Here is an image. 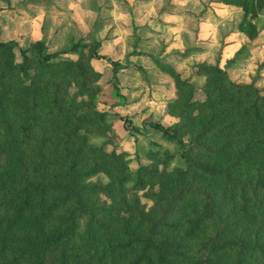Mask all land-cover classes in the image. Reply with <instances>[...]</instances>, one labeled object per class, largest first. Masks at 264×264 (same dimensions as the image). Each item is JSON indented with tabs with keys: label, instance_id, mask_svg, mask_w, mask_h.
<instances>
[{
	"label": "trees",
	"instance_id": "1",
	"mask_svg": "<svg viewBox=\"0 0 264 264\" xmlns=\"http://www.w3.org/2000/svg\"><path fill=\"white\" fill-rule=\"evenodd\" d=\"M218 1L240 7L239 31L256 37L264 0ZM17 45L0 41V264H264V94L253 83L198 63L197 100L192 81L151 55L174 82L168 110L179 120L149 125L177 151L131 171L125 152L89 141L106 115L90 106L100 75L90 60L111 65L122 99L116 72L129 63L99 55V41L49 52L31 40L20 61ZM68 51L77 59L60 58ZM66 77L88 102L67 94ZM177 155L182 165L168 170ZM97 173L108 181L88 180Z\"/></svg>",
	"mask_w": 264,
	"mask_h": 264
},
{
	"label": "rangeland",
	"instance_id": "2",
	"mask_svg": "<svg viewBox=\"0 0 264 264\" xmlns=\"http://www.w3.org/2000/svg\"><path fill=\"white\" fill-rule=\"evenodd\" d=\"M171 1L173 0H158L153 10H141L142 15L138 17L136 11L134 13L125 0H119L115 4L112 0H84L83 8L70 10L69 15L59 13L61 17L57 21L46 18L42 24L44 32L42 40L49 52L63 49L67 51L72 44L77 42L93 44L99 41L100 46L97 49L99 55L122 64L129 63L116 72L115 85L123 96L122 99L112 87L114 73L111 65L102 58L90 60L93 68L100 73L99 76L91 78V89L95 90L98 87L99 90L93 94V105L90 106L100 112H105L106 115L104 121L96 122L93 127L95 132L90 135L89 141L102 147L106 152H125L127 154L125 158L128 159V167L131 171H135L140 165L152 164L151 154L153 152H161L165 149L173 153L177 151V146L173 142L166 140L160 131L149 125V123L159 122L164 126H169L177 122L179 118L170 114L168 110V103L176 100L174 82L161 70L156 72L148 70L147 67L151 61L147 57L148 53L156 54L155 57L174 67L182 78L192 81L195 86L194 98L197 100L205 98L202 89L205 78L195 72L198 63H219L233 81L253 83L264 94V59L260 60L256 67L244 65L248 50L247 43L230 44L226 42V30L232 26L226 27L220 24L214 29L208 25H202L206 10L190 8L181 13L180 10L170 8ZM159 4H161L160 8ZM148 12H151L150 15L155 18L158 13H171L176 19L173 21L180 25L182 32L171 37L164 36L163 43L162 41L153 42L152 39L143 40V37L137 39L134 30L136 31L138 27L133 29V25L139 22L144 15L148 16ZM176 13L183 14V16L180 15L183 18L177 16ZM256 21L259 30H264V8ZM137 32L140 33V31ZM3 36L0 35V40H4ZM207 38L212 40H206ZM178 39L180 42L177 43ZM16 42L18 45L14 51L15 60L20 61L19 50L26 48L30 40L16 39ZM186 50L188 54L184 57L183 53ZM79 52L86 53L87 48L80 47ZM77 57L78 53L69 51L60 55L61 59L75 60ZM139 66L143 70L139 69ZM42 75L46 77L49 73H42ZM65 79L67 94L88 102V96L78 95L76 82L68 77ZM115 101L120 102V105L110 108ZM81 105L76 104L75 106L78 110H81V107H87ZM122 117L127 118L132 123V127L126 124ZM181 165L182 161L177 155L169 162L168 170ZM88 180L107 182L108 178L103 173H97ZM138 193L141 195L142 191ZM100 197L109 201L103 194ZM141 200L147 207L152 204L144 197H141ZM83 224L82 220L81 230Z\"/></svg>",
	"mask_w": 264,
	"mask_h": 264
},
{
	"label": "crops",
	"instance_id": "3",
	"mask_svg": "<svg viewBox=\"0 0 264 264\" xmlns=\"http://www.w3.org/2000/svg\"><path fill=\"white\" fill-rule=\"evenodd\" d=\"M83 1L84 0H0V35H4V40L0 41H16V39L20 41L26 39L30 41L37 39L42 40L44 36L42 24L46 18L57 21L59 20L58 18L61 17L60 14L65 13V15H69L70 10L77 9L78 7L81 8ZM125 1L126 4L130 5L134 13L136 11L138 17L142 15L141 10L144 11L146 9L151 11L153 10V6L155 8L158 2V0ZM112 2L115 4L119 2V0H112ZM170 5V8L180 10L181 13L190 8L206 10L202 25H208L214 29L220 24L226 27L232 26V28L226 30V42L230 44L247 43L248 50L244 65L256 67V64L264 59V30H259L256 21L258 34L255 38L249 39L247 35L239 31L238 23L242 18V10L240 7L224 4L218 0H173L170 2ZM160 6L161 4H159V8ZM150 13L151 12H148V16L143 14V18L133 25V29L134 27H138L136 31L134 30L138 38L143 37V40L147 41L152 39L153 42L159 43L164 36L171 37L182 32L180 25L175 23L176 19L173 18L171 13H158L156 18L152 17ZM180 15L183 16V14H177V16L182 17ZM137 31H140V33ZM206 40L212 39L207 38ZM178 42H180V39L177 40V43ZM151 55L157 56L154 53L147 54V57L151 60L147 67L148 70L151 72L160 71L151 59ZM160 56L162 57V55ZM163 56L165 57V55Z\"/></svg>",
	"mask_w": 264,
	"mask_h": 264
}]
</instances>
